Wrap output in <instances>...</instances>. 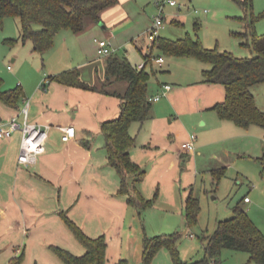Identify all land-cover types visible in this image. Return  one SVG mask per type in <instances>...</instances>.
Returning <instances> with one entry per match:
<instances>
[{"label": "crops", "instance_id": "1", "mask_svg": "<svg viewBox=\"0 0 264 264\" xmlns=\"http://www.w3.org/2000/svg\"><path fill=\"white\" fill-rule=\"evenodd\" d=\"M119 3L103 11V22L92 23L83 32L75 33L70 29L59 32L54 47L44 55L34 52L30 40L26 42L32 46L33 53L42 57L45 77L51 80L44 82L45 78L40 86L28 88L21 84L23 96L18 109L0 102V123L12 117L23 122L22 108L28 98L29 121L52 128L46 151L34 164L19 163L20 131L9 139L0 138V264H12L20 258V264H64L54 247L83 255L86 249L67 225L65 216L91 237L105 235L106 264L121 261L132 264L134 260L129 252L121 249L122 246L128 251L122 243L124 237L133 240V220L136 214L139 216V207L129 201V196L151 200V206L158 197L164 198L168 210L180 209L182 215L191 196L184 205L183 180L186 179L188 185L198 171H212L214 178L217 171L234 162L233 153L229 152L227 157H219L224 167L217 165V170L202 161L213 143L207 137L214 130H223V140L240 132L230 125L233 122L221 119L213 109L225 100L226 90L222 84L204 82L203 72L210 65L198 59L202 75L187 73L185 84H177L175 79L161 81L163 73H158L169 72L170 65L164 56L154 53L153 41L143 34L151 25L137 16L139 0ZM98 39L108 41L114 49L113 55L124 43L135 44L141 60L133 65L139 68L144 63L151 74V118L144 123L133 122L129 128L135 139L130 158L143 172L128 174L124 189L120 173L109 164L102 131L103 123L119 118L122 100L103 89L123 93L128 83L108 77V57L99 54ZM150 54L152 59L148 60ZM182 58L193 60V57ZM75 68L81 71L80 79L96 89L53 79ZM152 76H156L155 83L151 82ZM164 85H171V90L161 99L152 100ZM68 125L76 127V136L65 142L59 127ZM192 134L197 136L196 149L187 151L182 145L190 141ZM158 185H162L160 191L164 196ZM131 242L135 264H144L142 247ZM159 254L151 264L157 263ZM168 264H172V259Z\"/></svg>", "mask_w": 264, "mask_h": 264}, {"label": "trees", "instance_id": "2", "mask_svg": "<svg viewBox=\"0 0 264 264\" xmlns=\"http://www.w3.org/2000/svg\"><path fill=\"white\" fill-rule=\"evenodd\" d=\"M237 2L248 9L251 0ZM117 3L118 0H0V27H3L6 18L19 19L20 37L8 39L7 42L14 45L20 40L24 43L30 40L34 52L44 55L54 47L59 32L70 29L80 33L92 23H101L103 11ZM260 18H264V14ZM259 19L247 21L246 28L252 32L255 22ZM241 37L244 40L242 46L248 47L254 53L253 56L238 57L218 47L206 48L198 35L193 37L189 33L175 40L159 36L153 41L151 49L157 48L168 56L193 57L208 63L210 68L203 72L204 82L222 84L226 90L225 100L213 107L220 118L242 128H249L252 125L264 128V112L257 107L252 93L253 86L264 83V36L241 33ZM150 55L147 57L148 60L152 59ZM107 75L116 81L128 83L123 93L103 89L105 93L115 94L122 100L119 118L103 123L102 131L109 164L120 173L124 189L127 188L128 174L143 172L130 158V149L135 144V139L131 136L129 128L133 122L144 123L151 118L153 107L149 96L151 74L145 67L137 68L126 57L110 55L107 61ZM80 77L81 71L75 68L64 71L53 79L82 88L96 89L95 86L85 84ZM2 85L0 80V102L18 109L23 96L22 88L19 85L14 89L5 90ZM224 175L225 169L217 171L214 181L220 182ZM129 201L139 207V217L144 209L153 204V201L145 200L138 195H130ZM199 212L198 199L190 196L186 207L189 226L197 223ZM65 221L86 251L83 255H75L67 249L54 247L63 263L106 264L108 245L105 235L91 237L66 216ZM179 238V232L145 236L142 241L143 263L151 264L158 251L166 247L170 252L172 264H210L223 248L247 252L251 261L264 264V234L241 203L233 208L232 217L220 221L215 233L206 237L205 259L196 262L182 260L177 246ZM20 262L21 258L14 260L12 264ZM119 264H122V261Z\"/></svg>", "mask_w": 264, "mask_h": 264}, {"label": "rangeland", "instance_id": "3", "mask_svg": "<svg viewBox=\"0 0 264 264\" xmlns=\"http://www.w3.org/2000/svg\"><path fill=\"white\" fill-rule=\"evenodd\" d=\"M176 1L175 6L166 3L162 7L165 24L160 28L159 36L175 40L189 33L193 37L198 35L206 48L218 47L222 51L232 52L244 58L254 55L248 47L242 46L244 40L241 33L264 36V18H260L264 14V0H251L248 9L242 7L237 0ZM118 2L121 4L122 0ZM139 4L140 10L137 16L144 18L149 26L152 25L155 16L160 12L155 0H139ZM204 10H208V13H204ZM255 19L259 20L255 22V28L251 32L246 28V23ZM149 28L143 33L147 39ZM20 34V20L6 18L3 27H0V80L5 90L14 89L21 84L24 88L40 86L46 78L44 70L46 66H43L42 57L32 52V46L21 40L14 45L7 42L8 39H18ZM154 53L164 56L166 63L170 65L169 72L158 73H163L160 75L161 81L175 79L174 82L177 84H185L188 80L187 73L202 75V64L198 59L192 58L200 64L198 62L191 64L190 61L193 60L168 56L157 48H154ZM115 55L128 58L132 64L141 60V53L137 46L130 42L121 45ZM155 77H151L152 83L156 82ZM123 83L127 82L123 81ZM252 93L257 107L264 112V83L253 86ZM230 125L234 129H239L240 132H233L235 136L231 134L229 139L223 140V130H214L207 137H210L213 143L202 158V161L208 162L210 167L217 170L218 166L224 167L219 162V157H227V152L233 153L231 157L234 162L225 168V175L220 182L214 181L212 171H198L188 185L187 180H183L181 191L184 205L189 195L197 198L200 205L197 223L189 226L186 210L182 215L180 209L168 210L164 198L158 197L154 205L147 208L141 218L136 214L132 227L133 240H131L134 244L142 247L145 235L153 237L179 232L177 246L181 259L188 262L203 260L206 257V237L215 233L220 221L232 217L233 208L238 203L246 208L250 218L264 234V128L258 125H252L249 128H242L234 123ZM158 186L160 191L162 185ZM155 191L150 198L154 196ZM162 195L164 196L163 193ZM124 240L121 243L127 247L128 251L122 246L121 249L129 252L134 260L132 264H135V256L132 253L134 248L131 249L132 242L127 237H124ZM159 252L160 258H157L156 264L165 262L168 264L171 259L169 250L163 247ZM210 264L256 263L250 260V254L247 252L223 248L219 256Z\"/></svg>", "mask_w": 264, "mask_h": 264}, {"label": "built area", "instance_id": "4", "mask_svg": "<svg viewBox=\"0 0 264 264\" xmlns=\"http://www.w3.org/2000/svg\"><path fill=\"white\" fill-rule=\"evenodd\" d=\"M158 9L160 10L153 20V23L148 31V38L151 41L156 40L159 37L160 28L165 24V18L162 15L163 6L168 3L171 6L177 5L176 0H155ZM198 12V11H197ZM207 12V10H205ZM98 52L101 56L108 57L114 54V49L110 46L108 41L100 40L98 41ZM162 61V58L159 59ZM145 64L140 65L139 68H144ZM11 69V67H9ZM46 78L44 82H48ZM44 86V85H42ZM171 85H164L161 92L152 98V100L157 101L171 90ZM24 107L22 108V114L25 119L23 122L18 120V117H12L6 122L0 123V138L9 139L12 137L14 132L20 131L22 134L21 147L19 153V163L20 164H34L38 157L46 151V142L49 136V130L52 128L51 125H40L29 121V104L30 100L25 98ZM63 131L62 140L69 142L76 136V127L74 125H68L59 127ZM196 134H192L190 141L183 143L182 147L187 151H193L196 149L195 141Z\"/></svg>", "mask_w": 264, "mask_h": 264}]
</instances>
